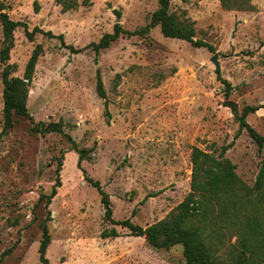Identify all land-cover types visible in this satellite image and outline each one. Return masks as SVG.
<instances>
[{
	"label": "rangeland",
	"instance_id": "obj_1",
	"mask_svg": "<svg viewBox=\"0 0 264 264\" xmlns=\"http://www.w3.org/2000/svg\"><path fill=\"white\" fill-rule=\"evenodd\" d=\"M1 1L28 30L64 37L37 33L30 40L19 27L8 59L0 20V134L3 76L9 71L24 77L33 50L43 46L28 98L32 120L17 118L0 140L1 264H41L48 211L50 264H187L182 245L157 249L107 223L101 196L87 177L109 194L115 220L146 227L168 217L190 193L193 147L220 151L235 140L240 127L234 109L241 114L246 106L261 107L247 121L264 136V0H251L245 10H226L220 0L171 1L170 13L192 26L195 39L215 46L229 94L207 49L165 38L160 26L96 53L92 44L117 23L130 31L147 27L159 0H78L80 6L66 13L56 0ZM98 73L108 112L97 93ZM42 122L61 124L65 134L34 133V124ZM73 142L92 150L80 165ZM226 157L253 187L264 150L243 131ZM58 176L62 187L48 208L41 197L52 193ZM106 228H116L120 237L103 239ZM225 240L217 255L233 264L237 237L227 234Z\"/></svg>",
	"mask_w": 264,
	"mask_h": 264
},
{
	"label": "trees",
	"instance_id": "obj_2",
	"mask_svg": "<svg viewBox=\"0 0 264 264\" xmlns=\"http://www.w3.org/2000/svg\"><path fill=\"white\" fill-rule=\"evenodd\" d=\"M172 0H159V9L152 15L151 23L140 30H126L122 24L117 23L112 33L105 34L98 43L92 47L97 54L107 49L124 37H146L150 31L160 26L165 38L179 39L191 43L194 47L205 48L212 54V61L216 66L218 78L226 86L227 93L231 91L230 83L221 76V64L219 53L214 45L195 39L192 26L181 24L171 13ZM226 10H245L251 8V0H220ZM56 4L62 7L64 13L76 10L80 4L78 0H56ZM84 5H89L90 0H84ZM8 6L0 0V20L8 45L5 47L6 58L9 59L10 51L14 47V32L19 27L25 28L28 39L33 40L37 33L51 39L64 40L63 35L56 36L53 32H45L36 27L28 30L22 22L13 21L6 12ZM35 11L40 7L35 3ZM121 17L120 12H116ZM64 43V42H63ZM81 52V51H80ZM43 53V46L37 45L26 65L24 77H14L7 71L3 76L4 82V126L0 134V140L15 126L16 119H30L32 117L28 109L30 87L33 83L36 66ZM97 93L101 99L106 100L105 107L108 112L107 92L100 73H98ZM261 107L246 106L239 114L235 109V117L239 122V131L235 140L246 131L258 145L259 151L264 150V136L257 132L247 121L249 115L256 113ZM34 133L65 134L63 126L59 123L34 124ZM70 140L71 137L68 136ZM235 140L223 146L220 151L214 149L209 152L200 147H193L191 191L176 209L164 220L152 225L142 227L133 223L130 219L117 221L113 218V208L110 196L102 188L99 181L87 177V181L98 190L101 202L105 209L104 219L113 226H121L130 230L135 237H144L150 246L157 249H170L175 245H182L187 264H226L218 257V252L225 244V237H237L240 251L237 253L233 264H264V159L253 187L246 185L238 176L237 166L226 157L227 151L235 144ZM73 151L79 155V165L92 150H79L77 143L73 142ZM217 154V156L215 155ZM62 187L61 177L56 179L55 186L50 195H43L49 208L53 198ZM147 200V198L145 199ZM51 220V212L42 225L43 237L39 248L41 264H50L47 257L48 248L51 245V235L48 223ZM103 239L118 238L120 233L116 228L104 229L101 233ZM215 241L217 243H215ZM6 254L2 255L0 264Z\"/></svg>",
	"mask_w": 264,
	"mask_h": 264
},
{
	"label": "water",
	"instance_id": "obj_3",
	"mask_svg": "<svg viewBox=\"0 0 264 264\" xmlns=\"http://www.w3.org/2000/svg\"><path fill=\"white\" fill-rule=\"evenodd\" d=\"M229 104V103H228Z\"/></svg>",
	"mask_w": 264,
	"mask_h": 264
}]
</instances>
